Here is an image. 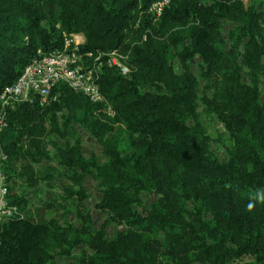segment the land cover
<instances>
[{
    "label": "trees",
    "instance_id": "trees-1",
    "mask_svg": "<svg viewBox=\"0 0 264 264\" xmlns=\"http://www.w3.org/2000/svg\"><path fill=\"white\" fill-rule=\"evenodd\" d=\"M150 1L0 0V88L15 79L36 48H55L72 32L82 34L81 49L116 48L128 67L125 75L102 67V101L90 102L58 83L56 100L44 107L16 104L0 131L5 170L23 160L18 173L33 185L34 164L49 157L45 133L63 137L69 122L83 124L107 154L95 166L102 184L98 207L125 228L109 238L103 226L92 228L81 206L90 162L77 137L65 140L55 148L56 162L72 169L69 178L77 187L63 190L74 194L80 222L61 226L54 218H9L0 229V264H264V203L247 208L255 190L264 191V101L257 87L264 71V3L255 9L244 0H168L153 19ZM221 18L237 22L223 26L230 34L226 48ZM194 55L210 89L201 96L203 107L232 140L224 159L210 154L209 136L196 116L198 80L188 62ZM238 61L246 67V80ZM115 123L124 128L128 152L117 147ZM148 188L158 196L137 211V194ZM7 192L23 212L25 195L9 182ZM158 229L165 231L162 238ZM81 241L85 246L74 261H55Z\"/></svg>",
    "mask_w": 264,
    "mask_h": 264
},
{
    "label": "rangeland",
    "instance_id": "rangeland-1",
    "mask_svg": "<svg viewBox=\"0 0 264 264\" xmlns=\"http://www.w3.org/2000/svg\"><path fill=\"white\" fill-rule=\"evenodd\" d=\"M203 3H210L211 0H201ZM246 3H252L255 9H259L264 3V0H244ZM221 32L223 33V39L225 40V48L230 44V34L227 27H223L224 24L232 27L237 22L230 19H220ZM183 30V26H172ZM81 34V33H80ZM239 60V59H238ZM261 61L264 64V55L261 56ZM189 68L198 80L196 88V116L201 122L205 132L209 136V152L217 159L226 158L227 148L232 146V140L223 127L221 122L214 116L213 113L204 109L201 102V96L209 95L210 89L207 87L205 79L202 76L203 63L198 55L192 56L189 60ZM172 67L175 71H179V63L176 59L171 61ZM240 66V74L242 80H246L244 71L246 67L238 61ZM257 87L259 90L258 98L264 101V71L257 76ZM146 86L145 88H149ZM104 110L109 111V107L105 106ZM64 111V110H63ZM60 111L57 113L58 119ZM114 137L117 141V147L122 152H128V139L126 133L121 124H114ZM79 140L80 153L90 163V172L84 174L81 184L84 197L81 200V206L83 210L88 212L91 217V225L93 229L103 226L104 235L109 238L116 230H123L125 225L123 223H117L108 219V213L98 207L99 198L101 196L102 184L100 176L97 174L95 166L102 163L107 159V154L102 149V142L100 139L91 135L88 129L83 125L75 121L68 123L65 129V135L60 136L54 132L47 131L42 138V145L47 150L46 158L42 156L37 161V167L34 170L36 177L38 178L36 183L29 185L25 179L17 173L20 172V163L13 165L16 172L11 168L9 170L13 173V179L11 186L17 192L23 193L27 198L26 206L22 212V216H25L33 221H42L47 218H54L61 226H66L70 223H79L80 220L75 214L73 208L75 204L74 194H66L63 188L68 186L72 190L76 189V184L70 180L69 175L72 174V169L62 164H58L57 154L55 148L58 145H62L66 140L69 143L73 142L75 138ZM13 163V162H12ZM11 166V165H10ZM262 191L261 189H259ZM255 190L254 193H256ZM158 193L148 188L141 190L137 194V200L133 203L134 208L137 211H143L151 202L156 200ZM204 216L208 217L206 212ZM165 231L162 229L157 230V236L162 238ZM85 246L84 242H79L75 246L69 247V251L65 254H56L55 261L63 263L64 261H74L78 252ZM188 264H198L196 261H192Z\"/></svg>",
    "mask_w": 264,
    "mask_h": 264
},
{
    "label": "built area",
    "instance_id": "built-area-1",
    "mask_svg": "<svg viewBox=\"0 0 264 264\" xmlns=\"http://www.w3.org/2000/svg\"><path fill=\"white\" fill-rule=\"evenodd\" d=\"M168 0H151L147 11L157 18ZM79 32L63 35L55 48L44 51L36 48L15 79L0 88V131L6 125V113L20 102L44 107L58 97L55 89L63 83L71 90L83 94L90 102L102 101L98 77L104 65L114 66L123 75L128 73L125 54L116 48L85 50L80 48ZM108 106V105H105ZM109 107V106H108ZM107 113H112L110 107ZM6 153L0 146V229L14 216H22L16 204L11 203L7 192V171L4 168Z\"/></svg>",
    "mask_w": 264,
    "mask_h": 264
},
{
    "label": "clouds",
    "instance_id": "clouds-1",
    "mask_svg": "<svg viewBox=\"0 0 264 264\" xmlns=\"http://www.w3.org/2000/svg\"><path fill=\"white\" fill-rule=\"evenodd\" d=\"M256 202L264 203V191L257 190V192L250 197V202L247 205L249 211L254 209Z\"/></svg>",
    "mask_w": 264,
    "mask_h": 264
},
{
    "label": "crops",
    "instance_id": "crops-1",
    "mask_svg": "<svg viewBox=\"0 0 264 264\" xmlns=\"http://www.w3.org/2000/svg\"><path fill=\"white\" fill-rule=\"evenodd\" d=\"M80 33H78V35H79ZM80 37L83 39V37H82V34H80ZM17 163H20V165L22 166V164H23V160H21V161H14L13 163L11 162L10 163V167H12V169L16 172V170H15V167L13 166V165H16ZM36 167H37V164H34V170L36 169ZM20 169H21V167H20ZM18 173V172H17ZM7 174L9 175L8 176V182H9V186L10 187H12L11 186V183H12V179H13V173L9 170V171H7Z\"/></svg>",
    "mask_w": 264,
    "mask_h": 264
}]
</instances>
